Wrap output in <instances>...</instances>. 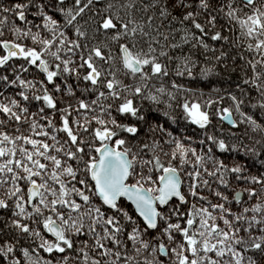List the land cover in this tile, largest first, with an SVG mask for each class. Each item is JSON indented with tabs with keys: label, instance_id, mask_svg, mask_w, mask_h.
Listing matches in <instances>:
<instances>
[{
	"label": "snow or ice",
	"instance_id": "6c2138e0",
	"mask_svg": "<svg viewBox=\"0 0 264 264\" xmlns=\"http://www.w3.org/2000/svg\"><path fill=\"white\" fill-rule=\"evenodd\" d=\"M0 264H264V0H0Z\"/></svg>",
	"mask_w": 264,
	"mask_h": 264
},
{
	"label": "trees",
	"instance_id": "16d2710c",
	"mask_svg": "<svg viewBox=\"0 0 264 264\" xmlns=\"http://www.w3.org/2000/svg\"><path fill=\"white\" fill-rule=\"evenodd\" d=\"M236 75H238V73H232L231 70H230V73L229 74H226L224 77H223V80L227 81L229 79L231 80H235L236 79ZM224 86H227L226 84Z\"/></svg>",
	"mask_w": 264,
	"mask_h": 264
}]
</instances>
